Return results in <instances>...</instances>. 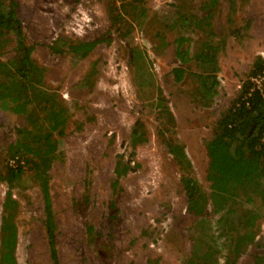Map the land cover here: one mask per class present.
<instances>
[{"label":"rangeland","instance_id":"1","mask_svg":"<svg viewBox=\"0 0 264 264\" xmlns=\"http://www.w3.org/2000/svg\"><path fill=\"white\" fill-rule=\"evenodd\" d=\"M17 1L32 59L43 69L41 84L69 108L62 137L54 134L59 142L49 169L58 264H186L207 249L224 264L230 242L219 234L220 213L210 200L206 215L190 213L183 178H195L210 195L206 145L255 59L264 58V0ZM112 12L123 17L116 27ZM182 37L193 57L186 65L176 52ZM56 41L63 49L69 41L92 47L77 61L54 52ZM209 41L223 46L210 100L199 92L195 56ZM13 54L8 47L0 59ZM179 66L186 68L181 81L173 72ZM165 103L175 135L162 114ZM42 125L44 132L48 123ZM138 125L145 138L134 145ZM35 129L22 113L0 106V175L17 165L24 169L12 190L0 178V227L10 191L17 201V264H53L43 192L28 155L14 147L31 142ZM171 138L187 158L170 152ZM126 165L118 175L116 167ZM136 187L138 193L129 195ZM260 212L255 241L237 264L258 258L264 264Z\"/></svg>","mask_w":264,"mask_h":264},{"label":"trees","instance_id":"2","mask_svg":"<svg viewBox=\"0 0 264 264\" xmlns=\"http://www.w3.org/2000/svg\"><path fill=\"white\" fill-rule=\"evenodd\" d=\"M216 2L218 0H210ZM121 13L112 12V26L121 21ZM198 25L203 24L197 21ZM185 37L177 40V57L182 65L192 61L190 49L184 48ZM222 42H204L196 58L202 72L199 74L202 97L210 100L217 92L218 55L222 51ZM56 41L52 46L54 52L70 54L74 59L87 57L92 44L64 43L65 49ZM14 52L6 61L0 59V106L22 113L33 124L35 129L31 142H18L17 150L27 154V164H31L34 176L38 180L45 202V226L49 236L53 264H58L56 251V223L50 194V175L52 161L58 142L54 134L61 138L69 118V108L55 93H50L42 86L43 69L32 59L33 48L27 43L26 33L19 13L17 0H0V55L7 48ZM176 80L184 78L186 68L179 66L173 69ZM261 78L258 85L256 80ZM161 101L166 98L161 93ZM163 115L169 119L172 134L175 135V117L167 103ZM43 123H48L42 131ZM143 126L138 125L132 132V143L137 145L144 140ZM170 152L187 158L185 148L171 138L168 142ZM207 153L210 159L208 180L211 182V193L208 196L199 182L193 177H184V187L188 196V210L196 216L207 213L209 200L214 211L220 213L219 234L230 242L224 264H237L242 250L253 243L260 227L264 209V58L258 56L247 78L242 82L233 105L222 113L217 121L214 134L207 142ZM119 165V163H118ZM116 167L118 175L127 172ZM24 173L21 165L11 167L2 181L8 183L10 190L16 179ZM17 204L10 191L4 203L0 227V264H17L16 250L18 228L14 221L13 210ZM259 204V209L255 205ZM196 260L190 258L186 264H217L211 257L209 249ZM263 259L258 258L255 264Z\"/></svg>","mask_w":264,"mask_h":264},{"label":"bare ground","instance_id":"3","mask_svg":"<svg viewBox=\"0 0 264 264\" xmlns=\"http://www.w3.org/2000/svg\"><path fill=\"white\" fill-rule=\"evenodd\" d=\"M110 78H112V77H107V79H110ZM106 113V112H105ZM117 117V116H116ZM106 118V117H105ZM120 121V120H119ZM138 193V187H136V188H134L131 192H129V195H135V194H137ZM133 197V196H132ZM131 197V198H132ZM155 199V198H154ZM131 201V200H130ZM152 203V202H151ZM143 212V211H142Z\"/></svg>","mask_w":264,"mask_h":264}]
</instances>
